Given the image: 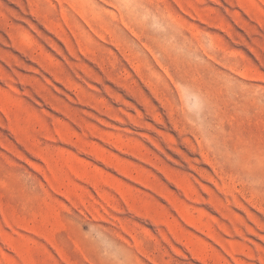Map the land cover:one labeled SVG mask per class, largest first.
<instances>
[{
    "label": "rangeland",
    "instance_id": "1",
    "mask_svg": "<svg viewBox=\"0 0 264 264\" xmlns=\"http://www.w3.org/2000/svg\"><path fill=\"white\" fill-rule=\"evenodd\" d=\"M0 264H264V0H0Z\"/></svg>",
    "mask_w": 264,
    "mask_h": 264
}]
</instances>
